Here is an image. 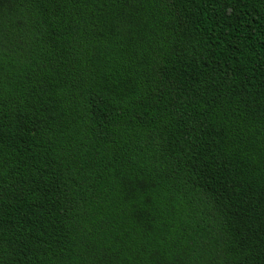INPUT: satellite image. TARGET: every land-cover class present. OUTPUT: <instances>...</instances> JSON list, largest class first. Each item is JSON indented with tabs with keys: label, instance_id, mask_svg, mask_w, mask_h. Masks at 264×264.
<instances>
[{
	"label": "trees",
	"instance_id": "16d2710c",
	"mask_svg": "<svg viewBox=\"0 0 264 264\" xmlns=\"http://www.w3.org/2000/svg\"><path fill=\"white\" fill-rule=\"evenodd\" d=\"M0 264H264V0H0Z\"/></svg>",
	"mask_w": 264,
	"mask_h": 264
}]
</instances>
